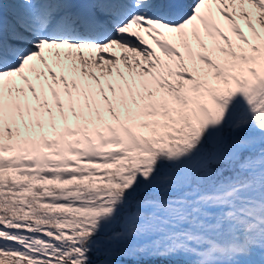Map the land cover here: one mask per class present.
<instances>
[{
  "label": "snow or ice",
  "instance_id": "snow-or-ice-1",
  "mask_svg": "<svg viewBox=\"0 0 264 264\" xmlns=\"http://www.w3.org/2000/svg\"><path fill=\"white\" fill-rule=\"evenodd\" d=\"M0 264H264V0H0Z\"/></svg>",
  "mask_w": 264,
  "mask_h": 264
},
{
  "label": "rangeland",
  "instance_id": "rangeland-1",
  "mask_svg": "<svg viewBox=\"0 0 264 264\" xmlns=\"http://www.w3.org/2000/svg\"><path fill=\"white\" fill-rule=\"evenodd\" d=\"M237 103H243V98L242 97H238L236 100Z\"/></svg>",
  "mask_w": 264,
  "mask_h": 264
}]
</instances>
